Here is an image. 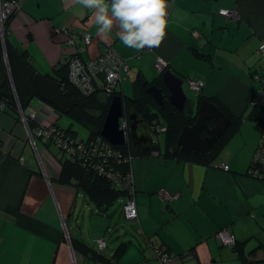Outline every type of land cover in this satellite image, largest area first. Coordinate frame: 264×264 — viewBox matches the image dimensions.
<instances>
[{
	"label": "crops",
	"instance_id": "obj_1",
	"mask_svg": "<svg viewBox=\"0 0 264 264\" xmlns=\"http://www.w3.org/2000/svg\"><path fill=\"white\" fill-rule=\"evenodd\" d=\"M166 20L161 45L137 53L120 42L116 29L98 35L92 11L76 0H21L10 15L8 45L25 52L41 74L56 76L60 59L74 52L67 33L88 31L92 40L82 57L114 47L128 65L122 76L131 80V93L138 74L153 79L161 61L182 83L203 80L199 91L186 83L197 97L215 98L240 119L209 164L165 155L159 142L163 134L156 137L158 149L131 157L137 216L120 212L111 227L116 210L107 213L109 208L99 209L93 201L95 211L82 223L75 180L60 179L61 163L47 151L48 143L14 111L0 108V264H92L93 257L82 249L95 248V236H109V242L114 230L117 240L111 243L126 242L119 264L155 260L160 244L177 256L156 264H264V178L246 172L261 135L251 100L264 79L259 51L264 0H169ZM35 99L32 107L45 119H56L52 105ZM257 102L263 106V95ZM161 189L179 196L166 202ZM221 227L244 244L235 249L222 243L215 236ZM110 245L102 250L105 256L112 253Z\"/></svg>",
	"mask_w": 264,
	"mask_h": 264
},
{
	"label": "trees",
	"instance_id": "obj_2",
	"mask_svg": "<svg viewBox=\"0 0 264 264\" xmlns=\"http://www.w3.org/2000/svg\"><path fill=\"white\" fill-rule=\"evenodd\" d=\"M8 18L4 23L5 25L8 24L9 21ZM7 41H8V37L5 32L4 34L5 47L7 50H11L12 47L8 45ZM0 51H1V38H0ZM20 54L28 62V64H30L29 57L25 54V52L21 51ZM56 76L58 77L59 83L62 86L61 97L75 98L76 104L71 108L69 114L72 116L73 119L76 118L78 121L83 122L89 126L87 138L79 137L76 131L71 128V126L65 128L64 131L70 133L73 136L74 141L75 142L77 141L76 144H74L75 147L78 144H82L86 152H88V155L85 154L84 156L89 157L90 151L94 147V145L98 148V150L103 149L102 142L93 141L92 137L96 136L95 132L97 133V130L101 127V124L103 123L110 98L108 100V98L106 97L103 98L98 94L85 96L79 93L73 86L69 84L66 75V67L64 65H60L59 69L57 70ZM5 82L6 83L3 85V88H0V101L3 103V107L1 109H5V110L9 109L15 112L17 111L18 103L13 93L10 90L9 83L7 81ZM134 82L135 83L133 84V90L131 95H128V97L127 96L124 97L126 109H128L130 114L137 115L144 124H147L146 122H148L149 125L150 120L156 121V119H160L164 123V125L166 126L165 131L163 133V151L165 155L173 156L181 160L209 164L215 157L219 145L226 138L229 130L232 127L236 126L237 123L239 122L240 116L231 114L215 98L207 97L210 100H212V102H214L223 112H225L229 116L230 124L228 128L223 132V134L215 140L211 148L204 154L181 152L177 145V137L179 135V132L184 125H189L194 121L193 117H190V115L187 114L190 112L189 108H186L184 112H180L176 110L167 100L168 91L166 89H164L165 93L163 94L164 95L163 103L161 105H157L153 100V98L144 91L145 86H142L140 82L137 81V79ZM151 83H155V84L158 83L159 86L163 85L160 75L154 77L151 80V82L148 84ZM262 86L263 85L261 84L260 87ZM260 95L261 93H259L258 90L255 91L254 96L252 98V100L255 103H253L252 106L255 107L256 110L255 113L258 114L256 119L254 120V124L261 129V135H262L264 134V114L262 115L261 113L264 111V104L261 102L263 106L258 107L259 102H257V100L259 99ZM201 99L202 98L199 95L197 97V100L200 101ZM253 113L254 112H252V114ZM157 147L158 146L156 145L150 144L149 149L142 150L141 148L133 145L130 146L117 145L115 148H120V151L111 152L112 154L107 155L105 158H100V160H97L95 158L88 159L85 165H82L81 162L79 161L76 162L74 159L71 158L73 156L75 157L74 154L77 151L75 149L73 150V155L70 154V156H67V154H65L63 150H61L60 148H55L59 152L58 155L56 154L55 155L57 156V158L61 163L60 179H64L67 181H69L70 178L74 179L75 180L74 183L77 186V188H79L83 193H85L89 198H91V200L98 206L99 209L104 208L107 210L109 206H112L113 204H115V202L118 201L120 206V212H122V215L124 217L125 214L123 211V206L126 200L125 198L127 197L126 196L127 189H125L118 180H115L113 177L109 176V174L122 175L124 172L130 169V159L132 155H136L139 153H148L150 151L157 149ZM95 157L99 158L97 157V155H95ZM97 165H101L102 171H99L96 168ZM249 166L250 163L248 164L246 172H248ZM120 200H123V202H120ZM169 200H165V201L167 202ZM109 212L111 211H108L107 213ZM136 216H137V211H136ZM111 225L113 227L115 225V222H112ZM220 229H222V227ZM116 231L117 230H114L113 232L116 233ZM217 231L215 232V236ZM96 237H101L105 240V244H104L105 246L100 250L98 249L96 243L94 242V239ZM244 241L245 240H240V243L239 242L237 243V241L235 240L234 244L230 246H232L235 249H238L241 244H244ZM92 242L95 248L89 247L82 249L84 256L86 254H90L93 257L92 259H94L93 261L95 262L92 264H98L100 262H103L105 264H119L118 256L120 255V252L123 251L126 245V242H124V240H121L119 244L118 242L115 243L111 255L108 256L107 255L105 256L102 253V250L105 249V247L108 245V239L105 236H95L92 238ZM162 246L163 245L160 244L155 247L156 250L155 260L152 261L140 260L133 264H156L158 250ZM254 249L255 248L253 247L250 249L251 251L248 252L252 253ZM241 251L243 253H246L243 250Z\"/></svg>",
	"mask_w": 264,
	"mask_h": 264
},
{
	"label": "built area",
	"instance_id": "obj_3",
	"mask_svg": "<svg viewBox=\"0 0 264 264\" xmlns=\"http://www.w3.org/2000/svg\"><path fill=\"white\" fill-rule=\"evenodd\" d=\"M0 1V36H3V30L5 28L4 23L7 18L20 7L21 0ZM219 12L224 15L236 14L234 11L228 9H220ZM67 34L68 37L66 38V41L74 47V52L67 55L66 57H63L61 60L66 67L68 82L79 93L85 96L100 92L104 96L111 97L117 92H121L123 79L122 73L128 69L125 57L121 55L114 47L109 45L97 56L84 59L81 53L91 43L92 34L88 31L79 33L69 32ZM261 45H264V43ZM261 45L259 46V51L261 55L264 56V48H262ZM7 62L8 61L5 58V63L7 64ZM158 64H160L159 61L157 62V66ZM7 72L10 76V70ZM188 83L193 89L199 91L203 85V80L189 78ZM262 85L263 86L258 89V92L264 96V83ZM253 103L255 102L252 100V104ZM2 107L3 103L0 101V108ZM17 113L23 123H25L27 127L29 126L36 135L50 140L56 148L63 150L67 156H70V154L73 155L74 149L77 150L74 154L75 157L73 156L71 158L76 162H81L82 165H85L88 159L95 158L100 160V158H105L107 155L112 154L111 152L118 151V149L113 148V145H111L105 138L98 134V137L93 141L102 142L103 149L98 150V148L94 145L90 151V156H84L85 154L88 155V152H86L82 144H78L75 147L74 144H76L77 141H74L73 136L70 133L64 131V129L56 127L52 122L47 121L42 115H40L38 110L31 108L23 109L18 103ZM261 114L263 115L264 111ZM125 121V118L121 116V126L124 125ZM150 127L153 130L152 133L156 135L163 134L166 128L160 119L152 121V123H150ZM95 155H97L99 158H96ZM222 165L224 168L227 167V165ZM96 168L99 171H102L101 165H97ZM248 173L264 178V134L260 136L259 142L257 143V146L252 154ZM109 176L113 177L115 180H118L123 185V187L127 189V197L125 198L126 200L124 202L123 211L125 216L128 218L135 217L136 205L135 199L133 197L135 188L133 185V175L131 170L129 169L122 175L109 174ZM159 194L164 200L177 198L179 196L178 193H171L165 189H161ZM216 236L221 240L222 243L227 245H232L234 242V236L226 228L218 230ZM94 242L96 243L99 250L105 246V240L101 237H96ZM162 258L164 259L165 255H163ZM98 264L105 263L100 262Z\"/></svg>",
	"mask_w": 264,
	"mask_h": 264
},
{
	"label": "water",
	"instance_id": "obj_4",
	"mask_svg": "<svg viewBox=\"0 0 264 264\" xmlns=\"http://www.w3.org/2000/svg\"><path fill=\"white\" fill-rule=\"evenodd\" d=\"M1 2V1H0ZM3 51V50H2ZM0 52V87L5 81V72L2 64ZM20 51L15 49L6 50L4 56L9 59L16 82V88L23 105L29 103L32 97H37L55 106L58 110L68 113L70 108L76 104L74 99L61 97L59 83L50 77H45L21 56ZM167 64V63H164ZM157 74L163 85L168 90L167 100L178 111L183 112L186 104H190L192 110L196 108V119L191 125H184L177 137V145L181 152H192L194 154H204L207 152L215 140L223 134L230 124L229 116L223 112L212 100L203 98L189 101L182 87V78L170 68L163 69L156 66ZM139 82L145 86L144 91L149 94L157 105L163 103L162 87L151 83L141 72L138 74ZM122 93H125L122 90ZM129 94L122 95L117 92L109 101L107 112L103 123L99 129V134L111 145H122L125 142L123 126L120 124V117L123 114V98ZM132 123L130 130L132 141L136 144H147L144 150L148 149L153 137L149 131L152 128L144 123L137 115L130 114ZM257 113L253 116L255 120ZM211 121V122H209ZM206 133L201 135V133Z\"/></svg>",
	"mask_w": 264,
	"mask_h": 264
},
{
	"label": "clouds",
	"instance_id": "obj_5",
	"mask_svg": "<svg viewBox=\"0 0 264 264\" xmlns=\"http://www.w3.org/2000/svg\"><path fill=\"white\" fill-rule=\"evenodd\" d=\"M76 3L92 11L98 35L108 36L116 29L120 42L137 53L159 47L166 37L169 0H76Z\"/></svg>",
	"mask_w": 264,
	"mask_h": 264
},
{
	"label": "flooded vegetation",
	"instance_id": "obj_6",
	"mask_svg": "<svg viewBox=\"0 0 264 264\" xmlns=\"http://www.w3.org/2000/svg\"><path fill=\"white\" fill-rule=\"evenodd\" d=\"M4 26H5V28H4V30H3V36H0V38H1V51L0 52H2L1 53V58H2V64H3V68H4V72H5V81H7L8 83H9V87H10V90H11V92L13 93V95H14V97L16 98V101L19 103V105H20V107L21 108H23V109H26V108H31V109H35L34 107H32L31 105H29V103H30V101H29V103L28 104H26V105H23V103L21 102V99L19 98V95H18V92H17V88H16V82H15V76H14V73H13V70H12V68H11V65H10V63H9V59L6 57V56H4V54H5V51L7 50L6 49V47H5V43H4V34H5V29H6V26H7V24L5 25L4 24ZM3 50V51H2ZM66 57V56H65ZM5 58L7 59V64L5 63ZM63 59V57L61 58V60ZM60 60V62H59V65H64V63L62 62ZM160 62V64H158V66L157 67H159V68H161V71L163 70V69H166V66H167V64H164L165 62H163V63H161V61H159ZM10 68V69H9ZM8 70H10V76H9V73L7 72ZM45 77H50V78H53L54 80H56L58 83H59V79H58V77L57 76H52L51 74H49V75H45V74H43ZM188 79L189 78H187L186 79V81L188 82ZM4 81V84L6 83ZM137 81H139V78H137ZM264 83V79H262L261 80V84H263ZM3 84V85H4ZM70 84V83H69ZM156 84H158V83H156ZM163 84V83H162ZM3 85L0 87V88H3ZM71 85V84H70ZM159 85V84H158ZM72 86V85H71ZM146 86V85H145ZM161 86V85H160ZM162 87V94H164L165 93V91H164V89H166V87L164 86V85H162L161 86ZM61 88H62V86L60 85V83H59V89H60V93H61ZM167 90V89H166ZM168 91V90H167ZM93 94H99V96H102L103 98H108V100H109V98L111 99V97H107V96H104L102 93H93ZM119 94L120 95H122V97L125 95V93H122V91L121 92H119ZM169 94V93H168ZM92 95V94H91ZM88 96H90V95H88ZM164 96V95H163ZM33 98V97H32ZM70 99H74L75 100V98H70ZM124 99L125 98H123V114H122V117L123 118H125V123H124V125H123V129H124V133H125V143L122 145V146H130V145H133V146H136V147H139V148H141L142 150H144V146H147V144L148 143H146V144H139V143H134L133 141H132V133H131V130H130V124L132 123V119L130 118V113H129V111H128V109H126V105H125V101H124ZM41 103H46L47 104V102H45V101H43V100H39ZM110 101V100H109ZM50 105H52V104H50ZM53 106V105H52ZM73 106H75V105H73ZM72 106V107H73ZM54 107V110H53V113L55 112V116L56 117H58V115H60V113H61V111L60 110H58L55 106H53ZM71 107V108H72ZM71 108H70V110H71ZM186 108H189V113H187V114H189L190 115V117H193V119H194V121H195V119H196V108H195V110H192V108H191V105L190 104H187V106H185V109H184V111L186 110ZM37 110V109H36ZM69 110V111H70ZM128 111V112H127ZM183 111V112H184ZM15 113L18 115V113H17V111H15ZM40 113V112H39ZM69 113V112H68ZM40 115H41V113H40ZM19 116V115H18ZM45 118V117H44ZM47 121H49V122H52L56 127H58V128H60L58 125H57V123H56V121H57V119H46ZM143 120V119H142ZM152 121L153 120H150V123H152ZM193 121V122H194ZM144 122V121H143ZM146 122V121H145ZM209 122H211V121H209ZM147 124V126H148V122H146ZM150 123H149V126H150ZM192 124V123H191ZM191 124H189V125H191ZM29 127V126H28ZM30 128V127H29ZM31 129V128H30ZM100 129V128H99ZM99 129L97 130V133L95 132V135L96 136H94V137H92V139L93 140H95L97 137H98V134H99ZM149 134H151V136L153 137V141H152V143L150 142V144H152V145H156V146H158L159 147V144H158V142H157V139H156V137H157V135L156 134H154V133H152L151 131H149ZM41 137V136H40ZM43 138V137H42ZM44 140H45V143L47 144L48 143V145H52V146H54L52 143H51V141L50 140H47V139H45V138H43ZM150 144H149V146H150ZM116 146H114L113 148H115ZM158 147H157V149H158ZM54 148H56L55 146H54ZM116 149H118V151H120V148H116ZM148 149H149V147H148ZM156 150V149H155ZM155 150H153V151H155ZM153 151H150V152H153ZM134 155H132V157H133ZM46 173V172H45ZM60 173H61V169H60V172H59V175H60ZM46 175H47V173H46ZM76 188H77V186H76ZM77 190H79L82 194H83V197H87V195L85 194V193H83L79 188H77ZM121 201V200H120Z\"/></svg>",
	"mask_w": 264,
	"mask_h": 264
},
{
	"label": "rangeland",
	"instance_id": "obj_7",
	"mask_svg": "<svg viewBox=\"0 0 264 264\" xmlns=\"http://www.w3.org/2000/svg\"><path fill=\"white\" fill-rule=\"evenodd\" d=\"M130 75L135 76V73H132ZM123 80H122L123 91L125 92V94H131V90H130L131 80L130 79H123ZM182 87H183V90H184L186 96L188 97V99L191 103H192V101H195L197 99V95L195 93V90L191 89L188 86V84L186 83V81H183ZM34 101H36L35 97L33 99H31L29 105H31L32 102H34ZM37 102L39 103V101H37ZM53 114H55V112ZM15 116H16V114H15ZM17 119L20 120V117H17ZM56 119H57V121H56L57 125L60 126L61 128L65 129L68 126H71V128L76 131V133L79 137L87 138L88 131H89V128H88L89 126L87 124L78 121L76 118L73 119L69 113H64V112H61L60 115H58V117H56ZM20 123L22 124L21 121H20ZM25 132L27 134L26 129H25ZM205 134L206 133H204V132L201 133V135H205ZM157 136H162V134L157 135ZM159 142H160V149L163 150V138L162 137H161V139H159ZM36 143H37L38 147L41 148V143H40V140L38 138L36 139ZM42 144H43V142H42ZM46 149L52 156H54L55 154L56 155L59 154L58 150H56L54 148V146H52V145H49ZM42 171H43V173H45L44 169ZM254 176L263 178V177L258 176V175H254ZM77 204H78V211H79V219L81 220V219H84V217H85V219L82 221V223L84 225H86L89 222L90 218L92 217L91 215L95 211V209H93L94 204H93L91 198H89L88 196L83 197V195L81 193H78ZM108 208L110 209V211H113L114 209L116 210L115 219H113L111 221V222H115L116 217L119 216V213H120L119 202L118 201L115 202V204H113L112 206H109ZM107 238H109V236ZM112 240H114L116 242V240H117L116 239V233H114L113 237L109 240L108 245H110ZM234 242H235V237H234ZM234 242H233V244H234ZM113 245H114V243H111L110 248H112Z\"/></svg>",
	"mask_w": 264,
	"mask_h": 264
},
{
	"label": "bare ground",
	"instance_id": "obj_8",
	"mask_svg": "<svg viewBox=\"0 0 264 264\" xmlns=\"http://www.w3.org/2000/svg\"><path fill=\"white\" fill-rule=\"evenodd\" d=\"M256 77V76H255ZM258 77V75H257ZM158 250V249H157ZM165 255V258L163 259L162 256ZM177 254L175 253H171L169 252L167 249H165V246H162L159 250H158V254H157V263H164L167 262L171 259H173L174 257H176Z\"/></svg>",
	"mask_w": 264,
	"mask_h": 264
}]
</instances>
